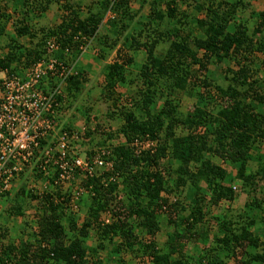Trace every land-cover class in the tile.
Segmentation results:
<instances>
[{
  "label": "trees",
  "instance_id": "trees-1",
  "mask_svg": "<svg viewBox=\"0 0 264 264\" xmlns=\"http://www.w3.org/2000/svg\"><path fill=\"white\" fill-rule=\"evenodd\" d=\"M8 1L14 12L20 8L21 18L9 34L1 23L9 17L0 13V70L28 68L47 54L49 40L79 54L96 39L101 63L117 52L103 65L102 93L110 101L104 124L112 129L120 122L108 132L99 123L76 129L72 145L89 147L88 158L93 147L108 148L109 164L82 182L86 195L76 212L69 197L62 202L58 192H36L25 183L0 192V203L8 205L3 219L13 221H0V264H103L100 250L113 253L117 264H124L125 255L141 264H264V78L258 74L264 66V10L253 11L250 0H94L82 11L66 0L58 25L36 28L34 12L61 0ZM136 1L148 5L144 20L130 8ZM247 11L248 20L242 18ZM19 38L29 39V47ZM140 52L139 64L134 55ZM56 57L68 64L62 53ZM225 61L230 63L217 74ZM76 70L62 89L68 107L86 82ZM117 87L125 89L128 106L120 103ZM210 87L216 101L202 106L199 99L179 110L182 98H202L201 90ZM88 102L77 107L86 121ZM112 140L119 142L108 145ZM240 195L244 207L227 215ZM210 209L216 214L208 222ZM210 222L218 232H210ZM14 229L27 231V238L12 242Z\"/></svg>",
  "mask_w": 264,
  "mask_h": 264
},
{
  "label": "built area",
  "instance_id": "built-area-1",
  "mask_svg": "<svg viewBox=\"0 0 264 264\" xmlns=\"http://www.w3.org/2000/svg\"><path fill=\"white\" fill-rule=\"evenodd\" d=\"M86 46L80 47L81 54ZM46 47L47 54L23 71L0 70V192L17 187L29 171V188L58 192L62 202L69 197L67 205L76 212L85 193L82 182L95 176L98 168L109 166L104 161L108 148L94 149V156L88 158L72 145L78 141V131L66 129L68 104L62 89L67 77L77 74L81 54L61 51L53 40Z\"/></svg>",
  "mask_w": 264,
  "mask_h": 264
},
{
  "label": "rangeland",
  "instance_id": "rangeland-1",
  "mask_svg": "<svg viewBox=\"0 0 264 264\" xmlns=\"http://www.w3.org/2000/svg\"><path fill=\"white\" fill-rule=\"evenodd\" d=\"M94 0H70V3L73 4L74 7H78L80 6V8H82V11H86L88 4L92 3ZM251 1V5L253 8V11L259 12L264 10V0H250ZM64 2H66V0H61L60 4H56L55 2H53L49 8L45 11V12H34V17L33 19V24L36 25V28H40L41 27H46V28H53L56 25H58L61 22V16H62V11H61V4H64ZM18 4V3H16ZM130 8L133 11H139L140 13L138 14V19L144 20V18L146 17V15L148 14V5H144L143 8L140 7V3L138 1L136 2H131L130 3ZM18 7H20L18 5ZM141 8V9H140ZM19 11L14 12L13 10V5L10 4V2L8 0H0V13L5 14L6 16H8L9 18L5 19V23H3V21L1 22L2 24H5V32L12 34L13 31V27L14 24L16 25L18 20L21 18V11L20 8L18 9ZM250 13L249 11L245 12L242 15V18H247V20L250 18ZM110 15L107 14L106 18L103 20V23L107 20V18H109ZM138 28V27H136ZM128 37V36H127ZM21 44L28 46L29 47V39L27 38H19L18 40ZM123 41V37L121 38V41ZM98 43L96 42V39H94L93 41H89L86 49L84 50L83 54H81L80 52V56L77 60V65L76 67L82 71L85 75L86 78V82H84L83 85V90L79 95L78 100H76L75 102H72L69 104V107L67 105V112H65L64 115V122L66 124V126L69 125V127L71 126V128L73 129H79V130H84V128L87 126L88 128L94 129L96 124H102L101 127L103 130L105 131H114L119 122L120 121H116V125H113L110 129L108 126H106L105 123V113H107V111L109 110V103L110 101L108 100V98H106L102 92H105L103 90V84H104V72H102V67L105 64L108 63H112L115 59H116V51H113L112 53H110V55L106 58L105 61H103L102 63L96 59L95 64H89L88 61H90L91 59L89 58V55L91 54V51H94V55H96L97 51L99 50V46L97 45ZM122 43H118L116 50L121 49V55L124 56L125 53H127L124 49H122L121 47ZM159 51V50H157ZM160 53V52H159ZM158 53V54H159ZM3 53H0V56H2ZM87 55V56H86ZM131 55H134L131 53ZM162 54H159L158 57H161ZM134 59L135 62L139 64L143 62L144 60V53L140 52V53H136L134 55ZM230 62L225 61L224 63L220 64L217 68H216V73L217 74H222L223 69H225V67L229 64ZM89 64L88 66H82ZM210 69H213V67H210ZM215 70V69H214ZM135 71V70H133ZM137 72V71H135ZM212 75L210 73H201V78L202 76H207L209 79L216 81V79L218 80V78L220 79L221 76L220 75ZM259 77L264 78V66L258 71ZM221 80V79H220ZM223 80V79H222ZM116 92L122 94V97L120 99V103H122L124 106H128V98L126 97V93H125V89L122 87H117L115 89ZM202 93V98L199 97V95L197 94L196 98L194 99L193 97H184L182 98V100L180 101V107L179 110L182 112H185L189 106H192L193 103L197 100H201V105L204 106L209 102H214L216 101V98L218 96L217 91H215L214 89H212L211 87L204 90H201ZM210 98V99H209ZM88 100V106L91 107L90 110V121H86L85 116L81 113V111L77 110L78 105H81V103L84 100ZM250 99H248L249 101ZM119 142V140H112L109 141L107 143L110 144H117ZM94 145V144H93ZM81 151H86L89 147H86V145L83 146H79ZM262 148H264V145L262 146ZM93 149H97V147H93ZM256 160V159H255ZM214 161L218 164L221 165L224 168H228L226 167L225 164H223L219 159L214 158ZM254 160L248 161V166L252 167L253 166V162ZM228 170H230L228 168ZM28 171V170H27ZM23 177H21L17 182L16 185L17 187H12L14 189H11L10 191L12 192V190L15 192L16 189H18V186L21 184L28 187L29 183L31 182L29 179V171L25 172V174L22 175ZM15 183V182H14ZM235 187L237 188V186L235 185ZM86 195V194H84ZM82 200L83 197L81 198ZM245 195H240L239 197H237V199L231 204V211L227 212V215H231L232 211H235L236 208H242L244 207V202H245ZM84 202V201H83ZM6 204H1L0 203V221L1 223L7 224L8 226L10 225V222L12 223L13 221L10 220L9 218H5L3 219V212L2 210H4V208L8 207L5 206ZM264 209V203L261 206ZM212 215H210L211 213ZM258 212V211H257ZM256 212V213H257ZM210 213V214H209ZM216 211H213L212 209H210L209 211H207V213H205V218L206 221L209 222V220H211L210 218L213 216H215ZM79 215V214H78ZM81 216V214H80ZM16 220V219H15ZM19 218L16 221V224L18 223ZM206 225L208 226V228L210 229L211 233H216L217 231V227L210 222L206 223ZM20 228H23V223L20 224ZM15 232L17 231L16 229H14ZM14 231L10 233V239L12 242H14L15 244H18V241L20 239H26L27 238V231L25 232H20L19 234H17V232L15 233ZM165 236L164 235H160L157 237V241L160 247L164 246V242H165ZM9 241V240H8ZM97 259L100 260V262H102L103 264H117L116 262V256L109 252V250H100L97 253ZM124 260V264H141L138 260L133 259L130 255H125L123 257Z\"/></svg>",
  "mask_w": 264,
  "mask_h": 264
},
{
  "label": "crops",
  "instance_id": "crops-1",
  "mask_svg": "<svg viewBox=\"0 0 264 264\" xmlns=\"http://www.w3.org/2000/svg\"><path fill=\"white\" fill-rule=\"evenodd\" d=\"M87 56V55H86ZM97 56L96 55H94V51H91V54L89 55V58L91 59L90 61H88V63L90 64H95V62H96V58ZM89 64H86V65H83V64H81L82 66H88ZM89 67V66H88ZM102 72H104V66L102 67Z\"/></svg>",
  "mask_w": 264,
  "mask_h": 264
}]
</instances>
